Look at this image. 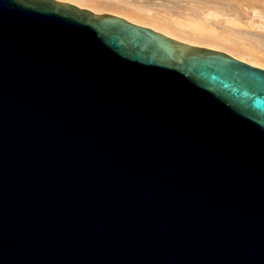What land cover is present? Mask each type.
I'll return each mask as SVG.
<instances>
[{
    "label": "water",
    "instance_id": "water-1",
    "mask_svg": "<svg viewBox=\"0 0 264 264\" xmlns=\"http://www.w3.org/2000/svg\"><path fill=\"white\" fill-rule=\"evenodd\" d=\"M0 264H264V67L0 0Z\"/></svg>",
    "mask_w": 264,
    "mask_h": 264
},
{
    "label": "bare ground",
    "instance_id": "bare-ground-1",
    "mask_svg": "<svg viewBox=\"0 0 264 264\" xmlns=\"http://www.w3.org/2000/svg\"><path fill=\"white\" fill-rule=\"evenodd\" d=\"M75 3L77 6L90 8L95 12L111 11L115 15L122 16L134 22L154 28L164 34L169 35L175 41H183L191 44H198L205 47L220 49L248 61L254 65L264 67V62L247 55L232 51L220 44L207 42L196 38L193 34L172 24L167 18L162 17L157 11L162 4L168 12L174 15H181L182 19L194 21L195 23L206 24L220 29H238L245 35L254 38L264 45V0H155L152 6L145 0H64ZM122 1L132 10L130 13H118L117 8H113L110 2ZM150 3V4H149ZM160 4V5H158ZM146 16L165 21L166 26L145 20ZM254 24L256 30L240 29L243 26ZM241 26V27H240Z\"/></svg>",
    "mask_w": 264,
    "mask_h": 264
},
{
    "label": "rangeland",
    "instance_id": "rangeland-1",
    "mask_svg": "<svg viewBox=\"0 0 264 264\" xmlns=\"http://www.w3.org/2000/svg\"><path fill=\"white\" fill-rule=\"evenodd\" d=\"M153 1L155 0H147V2H150L152 6H154L155 2L153 3ZM110 4L113 6V8L118 9L117 11L118 13L127 14L130 13V10H132L129 4L122 1H113L110 2ZM159 7L160 8L157 11L159 12V14L162 15V17L167 18L175 26L188 31L190 34H193V36H196V38L203 41L220 44L223 47L231 49L232 51H235L243 55H247L249 57H253L255 59L264 62L263 43L258 42L254 38L245 35L242 31L233 28L232 29L225 28L223 30L218 27L211 26L209 23L206 24L195 23L194 21L182 19L181 15L171 14L170 12L167 11L165 5L162 6L161 4ZM101 13L114 14L111 11H104ZM145 20L166 26L165 21L162 19H156L151 16H146ZM240 29H243V31L254 30V29L256 30V26L254 24H249L248 26L245 25L243 26V28Z\"/></svg>",
    "mask_w": 264,
    "mask_h": 264
}]
</instances>
